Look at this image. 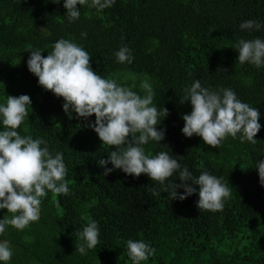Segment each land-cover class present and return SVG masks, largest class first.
I'll use <instances>...</instances> for the list:
<instances>
[{"label":"trees","instance_id":"1","mask_svg":"<svg viewBox=\"0 0 264 264\" xmlns=\"http://www.w3.org/2000/svg\"><path fill=\"white\" fill-rule=\"evenodd\" d=\"M64 2L0 0V104L8 95L30 97L29 116L17 131L46 141L53 156L63 153L70 189L67 195L48 191L41 198L39 220L25 229L6 226L0 241L7 240L13 251L7 264H133L129 239L155 249L140 264H264V186L255 168L264 161V65L240 64L236 50L240 39L264 40V0H115L100 11L88 0L77 5L80 17L71 23ZM248 20L261 28L242 30L240 24ZM61 38L84 48L97 74L141 97L147 80L153 106L169 114L158 118L165 139L149 141L145 153L168 152L193 177L205 169L222 177L232 192L223 211L199 210L198 191L182 201L173 199L171 182L182 183L178 171L165 185L120 169L103 175L98 160L108 159L115 147L103 144L87 127L95 115L85 120L73 112L69 118L63 98L41 87L27 67L29 45L46 57ZM122 46L131 50V63L117 60ZM196 80L213 91L231 88L258 109L261 129L255 145L241 142L238 133L211 148L195 134H182V117L192 105L180 100ZM11 215L0 209V219ZM92 220L99 227V242L93 249L85 245L81 255L75 250L85 243L79 234Z\"/></svg>","mask_w":264,"mask_h":264},{"label":"clouds","instance_id":"2","mask_svg":"<svg viewBox=\"0 0 264 264\" xmlns=\"http://www.w3.org/2000/svg\"><path fill=\"white\" fill-rule=\"evenodd\" d=\"M59 3L60 0H51ZM88 0H65V15L71 23L80 17L77 5L83 6ZM115 0H92L90 7L98 11L113 6ZM242 30H259L261 25L253 20L240 24ZM86 36V33H82ZM238 61L240 64L251 63L256 67L264 65V40L240 39L237 43ZM27 60L28 70L38 77V84L46 91L62 97L65 103L63 110L72 117L87 120L95 115L94 123H88L103 144L114 146L115 150L108 154V159L98 160V166L104 168L107 176L116 169L125 174L139 177L146 174L151 181L160 185L179 172L176 184L171 182L172 198L184 200L197 193L199 199L196 206L204 211H223L224 202L232 192L223 182L222 177L202 171L198 177H193L187 166L181 169L177 159L168 152L161 151L155 156L145 153L144 145L149 141L165 139V130L158 129L161 115L169 114L167 108L162 111L153 106L154 92L152 86L145 80L141 87L146 95L141 97L131 88L121 86L115 79L103 78L90 65L92 56L81 46L69 39L61 38L53 45V50L46 57L39 49L32 50ZM121 63H131L133 57L127 46H122L115 53ZM190 101L192 111L183 115L184 127L182 134L191 138L194 134L201 137L206 145L218 148L228 136L240 135L241 142L247 141L255 145L254 137L261 129L260 112L256 107L242 102L231 88H221L217 91L202 87L196 80L180 103ZM28 106L31 99L28 95L18 97L8 95L5 104H0V119L4 130L0 131V209H6L12 215L0 219V234L5 233L6 226L17 230L25 229L31 222L39 220L41 198L51 191L54 195H67L70 192L65 180L67 168L63 161V153H50L46 141L31 135H21L17 129L29 116ZM139 133L137 136L136 134ZM44 145V147H41ZM183 158V157H181ZM113 167H106L108 164ZM203 168V164L200 165ZM259 182L264 186V161H258ZM191 182V183H189ZM193 185H198V189ZM182 188L180 194L177 190ZM153 195H159L151 189ZM85 241L77 249L81 255L88 249L97 246L100 236L96 221H90L79 234ZM128 256L133 264L147 261L155 254V249L143 240L127 241ZM13 251L7 240L0 241V262L11 260Z\"/></svg>","mask_w":264,"mask_h":264},{"label":"rangeland","instance_id":"3","mask_svg":"<svg viewBox=\"0 0 264 264\" xmlns=\"http://www.w3.org/2000/svg\"><path fill=\"white\" fill-rule=\"evenodd\" d=\"M142 78H144V77H142Z\"/></svg>","mask_w":264,"mask_h":264}]
</instances>
